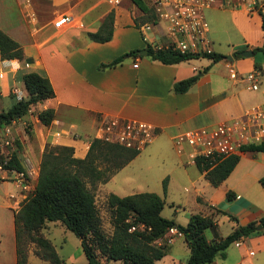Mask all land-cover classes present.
Here are the masks:
<instances>
[{
	"label": "crops",
	"instance_id": "crops-1",
	"mask_svg": "<svg viewBox=\"0 0 264 264\" xmlns=\"http://www.w3.org/2000/svg\"><path fill=\"white\" fill-rule=\"evenodd\" d=\"M232 1L240 8L226 6L205 11L213 50L224 58L217 62L191 58L164 64L147 54L148 45L139 25L149 18L133 0H0V31L21 45L25 57L19 60L0 56V111L15 102V89L26 96L22 76L28 72L47 77L55 93L32 106L37 113L45 108L54 110L50 125L41 124L36 114L22 117L27 119L29 131L22 121L15 127L18 143L12 153L18 155L22 165L29 161L35 170L29 187L33 189L36 183L47 143L72 147L73 155L83 158L101 121L117 117L149 123L155 127V135L106 183H99L98 192L115 193L103 187L122 172L123 179L127 177L124 188L134 176L127 168L135 164V174L147 192H159L158 178L163 176L169 177L167 189L177 181L189 186L198 213L215 217L214 227L205 231L208 241L225 237L237 225L264 216V151L239 152L233 170L214 186L204 171L189 162L191 149L184 146L178 152L173 142L184 131L230 121L264 102V59L254 53L243 55V51L262 45L259 10L264 15V0ZM109 13H113L111 39L92 40L88 33L96 32ZM62 15L68 17L67 23L56 28L54 22ZM224 46L229 50L224 51ZM120 56L123 58L116 65L103 66ZM230 66L237 71V78L230 77ZM252 70L260 73L256 90L244 80ZM193 75L198 78L186 92L173 91L175 82ZM153 164L160 168L154 171ZM190 166L199 173L192 172ZM144 188L136 189V193L144 192ZM26 191L29 190L21 188L14 172L0 169V264H16L14 211ZM190 214L193 212L187 216ZM166 235L154 242L167 245L165 255L155 264H184L190 253L187 242L178 236L166 243ZM38 260L45 261L28 253L27 264H37ZM86 263L87 260L83 264ZM207 264H264V234L245 237L239 245L232 243L225 257H216Z\"/></svg>",
	"mask_w": 264,
	"mask_h": 264
},
{
	"label": "trees",
	"instance_id": "trees-1",
	"mask_svg": "<svg viewBox=\"0 0 264 264\" xmlns=\"http://www.w3.org/2000/svg\"><path fill=\"white\" fill-rule=\"evenodd\" d=\"M141 9H146L142 0H133ZM262 19L263 42L252 49L264 59V15ZM113 13L104 18L96 32L88 33L97 42L111 39L113 30ZM147 54L164 64L178 63L195 57L173 50H153L146 48ZM136 51H131L135 53ZM0 56L2 59L25 60L21 45L0 31ZM204 57L217 62L225 56L213 52ZM114 59L104 67L114 66L122 60ZM193 75L177 81L173 85L176 93L186 92L197 80ZM26 96L16 99L8 108L0 111V128L12 120L25 116L28 110L37 103L55 95L50 80L37 72H28L22 76ZM41 124L48 126L54 119V110L45 108L37 113ZM243 151H264V142L245 146ZM139 150L127 148L116 143L93 138L86 155L78 158L73 155V148L47 143L39 163L38 175L33 189L26 194L14 211L16 264L28 263L29 243L35 246V252L48 264H64L52 241L45 236L43 229L48 221L59 222L75 234L84 253L86 264H155L162 258L167 245H156L168 228L176 227L190 249L184 264H207L216 257H225L226 249L235 241L245 237L264 234V216L244 225H237L229 234L220 239L207 240L205 231L213 228V214L193 213L185 225L161 215L164 199L154 192H139L125 196L110 193L107 196V207L110 211L112 232L107 234L95 201L94 192L89 188L99 183H106L117 171L129 163ZM239 160V155L211 161L196 157L195 164L214 186L224 181ZM8 169L24 170L16 153L5 164ZM166 190V178L163 181ZM230 193L227 192V196ZM131 218V219H130ZM130 219V220H129ZM143 223L149 229L130 231L132 224ZM261 225L258 229L257 226Z\"/></svg>",
	"mask_w": 264,
	"mask_h": 264
},
{
	"label": "built area",
	"instance_id": "built-area-1",
	"mask_svg": "<svg viewBox=\"0 0 264 264\" xmlns=\"http://www.w3.org/2000/svg\"><path fill=\"white\" fill-rule=\"evenodd\" d=\"M142 1L146 6L143 14L149 19L139 25V30L147 45L153 50H173L194 56H203L214 52L212 42L208 37L209 24L205 17V11L226 6L240 8V5L232 0ZM114 2H118V0H114ZM67 20V16H59L54 22V26L60 28L67 23ZM229 75L231 78H237L238 73L235 68L230 66ZM259 78L258 70H252L244 76V80L250 84L253 90L258 88ZM14 93L17 99L23 98V94L19 90L15 89ZM30 111L31 108L28 110L29 114ZM17 122L18 119L12 120L0 131L2 136L0 140V169L14 172L21 188L29 190L30 177L35 173L29 161L24 162L22 171L5 167L13 152L14 129ZM154 135L155 127L149 123L109 117L101 121L93 138L141 150L152 141ZM173 142L178 152H182L184 146L191 149L189 152V162L191 163H195L196 157L215 161L238 154L243 151L245 146L264 142V102L247 108L241 117L230 121H221L212 126L184 131L176 135ZM146 228L149 229L143 223H137L132 224L129 230H145ZM166 233V243H170L174 237L183 236L176 227L168 228ZM234 243L239 245L241 240Z\"/></svg>",
	"mask_w": 264,
	"mask_h": 264
},
{
	"label": "rangeland",
	"instance_id": "rangeland-1",
	"mask_svg": "<svg viewBox=\"0 0 264 264\" xmlns=\"http://www.w3.org/2000/svg\"><path fill=\"white\" fill-rule=\"evenodd\" d=\"M222 49L224 51H227L229 50V47L224 46V48ZM192 58L200 59V60L207 59L204 56L192 57ZM18 86H21V85L18 84ZM8 91L9 89L7 88V92ZM12 96L16 97V94L13 93ZM36 114H37V110L31 107L30 114L27 112L26 116L27 118H30L31 116L33 117ZM19 121L24 122V125L25 126L27 125L26 130L29 131L30 126L28 125L27 119H22L21 117V118H18V122ZM17 123L15 127L17 126ZM15 130L16 129H14V136H15ZM1 137L2 136L0 135V140H1ZM16 143H18V140L15 137L14 144ZM151 167L153 168L154 171H157L160 168L159 166H156L155 164H153ZM189 169L192 172L197 171L196 167L194 166H190ZM127 170L128 171L131 170L130 172H133V174H130V175L131 176L134 175V176L133 177L130 176L131 181L127 185H125L124 188H123V180H127V177L123 179V172H122L116 177L114 181L112 180L106 185H104L103 190L114 191L115 192L114 194H117L119 196H125V195L136 193L137 191L136 189L146 187L144 184H140V179L137 173L135 174V171L138 170L135 164L131 165V167L129 166ZM165 178H166V190L164 191L163 181ZM154 181H155V178H154ZM168 181H169L168 176H163V177L158 178L157 191L159 192H154L165 200V204L161 210V215L168 219H172V220L175 219L176 222H178L181 225H184L187 223L186 222V217H188L187 215L191 212L198 213L199 210L192 203V199H191L192 193L187 184L181 185L180 182L177 181L172 185V187L170 186L169 189H167ZM87 185L94 192L96 205L98 207L99 214L101 216L102 227L107 234H110L112 232L113 227L111 225L110 211L106 203L108 195H103V193H101L100 191L99 192L97 191L99 184H97L95 187H91V185L87 182ZM149 186L151 187V185ZM185 187L188 188L187 191L185 190ZM152 188H155V185ZM145 189L146 188H144V190L142 191L147 192V190ZM30 190H32L31 187L29 191H26V194L29 193ZM225 228L226 226L224 225L222 227V230H224ZM43 232L45 236L48 237L52 241L58 255L63 259L64 264H83L86 262V257L84 253H82V250H81L79 238L75 234H73L70 230L66 229L63 225H60L57 222L48 221L47 226L43 230ZM207 234H208V231H207ZM27 249H28V252H32L36 254L35 246L33 243H29L27 246ZM44 263L45 261H40V260L37 261V264H44ZM111 263L114 264L115 262L113 261Z\"/></svg>",
	"mask_w": 264,
	"mask_h": 264
},
{
	"label": "water",
	"instance_id": "water-1",
	"mask_svg": "<svg viewBox=\"0 0 264 264\" xmlns=\"http://www.w3.org/2000/svg\"><path fill=\"white\" fill-rule=\"evenodd\" d=\"M144 53L146 52V50H142ZM253 52L251 50H247V51H243V55L246 57L252 56ZM258 229L261 228V225L257 226Z\"/></svg>",
	"mask_w": 264,
	"mask_h": 264
}]
</instances>
